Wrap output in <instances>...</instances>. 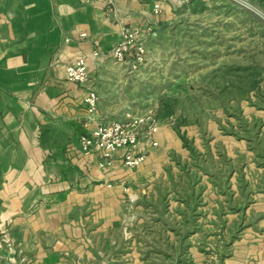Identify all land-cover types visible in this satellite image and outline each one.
<instances>
[{
  "label": "crops",
  "instance_id": "crops-1",
  "mask_svg": "<svg viewBox=\"0 0 264 264\" xmlns=\"http://www.w3.org/2000/svg\"><path fill=\"white\" fill-rule=\"evenodd\" d=\"M187 1L113 0L114 12L109 13L107 0H0V264H172L159 263L152 254L147 258L141 239L149 237L154 249L165 241L168 252H180V231L189 229L192 214L207 204V189L218 190L209 181L212 167L195 169L193 164L194 153L203 154L200 142L207 128L219 161H228L219 172L226 175L232 193L244 194L246 187L248 212L258 216V225L250 227L236 252L264 264V205H256L264 204V103L237 99L231 105L237 110L234 116L219 104L217 117L181 119L177 125L159 118L160 147L132 169L123 166L121 151L113 166L101 168L100 157L82 144L81 136L107 119L99 84L110 67L125 64L109 58L122 29L144 30L149 46L178 22ZM79 57L85 58L89 86L99 95L92 119L84 104L88 87L66 75V66ZM238 115L248 129L255 122L260 125L251 141L234 133ZM203 146L210 153L208 139ZM130 200L138 215L127 227L128 236L123 221ZM150 209L159 218L148 217Z\"/></svg>",
  "mask_w": 264,
  "mask_h": 264
},
{
  "label": "rangeland",
  "instance_id": "rangeland-1",
  "mask_svg": "<svg viewBox=\"0 0 264 264\" xmlns=\"http://www.w3.org/2000/svg\"><path fill=\"white\" fill-rule=\"evenodd\" d=\"M187 5L179 13L178 22L166 27L157 40L149 44L143 65L137 69L128 64L120 69L109 68L104 83L99 84L103 95L101 108L107 119H124L127 113L141 115L153 110L158 118L171 119L177 125L181 119L192 122L217 117L219 104L234 116L237 110L231 107L233 102L245 99L252 83L264 86V0H188ZM263 86L259 94L249 91L248 96L263 104ZM206 130L203 137L211 145L210 153L203 146L205 138L202 137L203 154L194 153L193 164L195 169L203 165L212 167L209 181L219 187L218 190L207 189L206 195L204 193L207 204L200 205L192 214L190 223L193 224L187 228L199 232L192 236L193 232L190 235V230L183 227L180 231L183 246L174 255L168 252L165 241H161L157 249L150 247V238L146 236H142L141 247L147 258L152 254V259L157 258L159 263L194 264L197 259L199 264H255L254 257L237 253L236 249L246 241L258 216L248 212L251 203L247 201L246 187L244 194L232 193L226 175L219 172L221 164L228 161H219L212 134L208 128ZM210 182L207 183L211 185ZM199 196L196 195L198 200ZM129 204L123 221L128 236L127 227L133 225L138 215L131 208V200ZM174 206L171 203V209ZM152 214L159 218L151 209L146 213L148 217ZM197 217L202 218L197 220ZM170 221L171 225L176 223ZM138 232L143 235L144 230L140 228ZM152 259L150 263L155 262Z\"/></svg>",
  "mask_w": 264,
  "mask_h": 264
},
{
  "label": "built area",
  "instance_id": "built-area-1",
  "mask_svg": "<svg viewBox=\"0 0 264 264\" xmlns=\"http://www.w3.org/2000/svg\"><path fill=\"white\" fill-rule=\"evenodd\" d=\"M93 2L95 0H81ZM155 11H160L156 5ZM107 12H114L113 0H107ZM150 31V29H148ZM82 37L86 33L81 34ZM147 34L140 28L124 27L119 43L110 52L109 58L116 63H130L134 69L146 62L148 55ZM95 55H99V42L95 41ZM67 79L88 87L84 104L90 118L98 112L99 95L89 86L90 70L84 57H79L66 66ZM160 120L157 114L150 110L141 115L127 113L124 119H106L99 121L89 135H82V144L88 152H94L100 157L99 166H113L118 152L123 154V166L132 169L140 166L152 150L160 147L157 133Z\"/></svg>",
  "mask_w": 264,
  "mask_h": 264
},
{
  "label": "trees",
  "instance_id": "trees-1",
  "mask_svg": "<svg viewBox=\"0 0 264 264\" xmlns=\"http://www.w3.org/2000/svg\"><path fill=\"white\" fill-rule=\"evenodd\" d=\"M251 87H250V92H252V91H254L256 94H259V92H260V90H261V87H260V84H258V82L257 83H252L251 85H250ZM249 91H247L245 94V97L246 98H250V96H248L249 94H247V93H249ZM238 127H239V130H242V131H245V133H240V131L238 130H236L234 133L237 135V136H241V135H243V137L244 138H247L249 141H251L252 140V138H253V135H251L253 132H255L256 131V134H257V130H259V127H260V125L258 124V122H255L254 123V125H252V128L251 129H248V127H247V125L244 123V120L242 119V117L240 116V115H238ZM232 125V124H231ZM232 127H233V125H232ZM234 131V130H233ZM251 132V133H250ZM256 136V135H255ZM183 140H184V143H185V145L186 146H188L189 144H188V141L186 140V138L183 136ZM190 147V146H189ZM192 150H193V147H190ZM258 148V147H257ZM263 150H264V148H263ZM194 151V150H193ZM263 151L261 150L260 151V153H262ZM196 198V196L194 197V199ZM182 199L186 202V200L185 199H188L187 197L186 198H184V197H182ZM184 216H185V214H184ZM183 221L184 222H186V218H184L183 219Z\"/></svg>",
  "mask_w": 264,
  "mask_h": 264
}]
</instances>
